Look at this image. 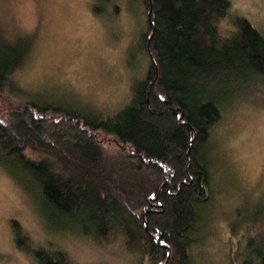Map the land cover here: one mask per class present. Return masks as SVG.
Segmentation results:
<instances>
[{
	"label": "trees",
	"instance_id": "16d2710c",
	"mask_svg": "<svg viewBox=\"0 0 264 264\" xmlns=\"http://www.w3.org/2000/svg\"><path fill=\"white\" fill-rule=\"evenodd\" d=\"M142 2L138 50L147 64L132 79L129 102L106 115L7 97L8 87L18 90L12 76L31 38L0 32V97L12 100L0 109V167L60 228L99 238L119 232L148 264H198L211 130L241 93L264 84V34L230 0ZM226 18L233 29L223 33ZM255 205L246 225L256 231L228 264H264V202ZM11 223L16 244L37 264H64L28 246Z\"/></svg>",
	"mask_w": 264,
	"mask_h": 264
},
{
	"label": "rangeland",
	"instance_id": "374dc122",
	"mask_svg": "<svg viewBox=\"0 0 264 264\" xmlns=\"http://www.w3.org/2000/svg\"><path fill=\"white\" fill-rule=\"evenodd\" d=\"M230 2L234 12L264 34V0ZM143 12L142 0H0L3 37L31 38L12 76L18 90L8 87L7 97L77 112L118 111L131 98L132 79L142 76L147 64L148 56L138 50L146 28ZM221 29H233L230 19L221 21ZM239 96L210 134V199L198 222L196 236L203 237L194 250L198 264H228L229 254L256 231L246 220L255 204L264 202V84ZM11 102L0 97V109L5 112ZM0 173V264H37L16 244L12 221L28 246L59 254L64 264H148L119 232L99 238L44 220L34 195L1 167ZM81 245L91 249V259L78 258Z\"/></svg>",
	"mask_w": 264,
	"mask_h": 264
},
{
	"label": "snow or ice",
	"instance_id": "6c2138e0",
	"mask_svg": "<svg viewBox=\"0 0 264 264\" xmlns=\"http://www.w3.org/2000/svg\"><path fill=\"white\" fill-rule=\"evenodd\" d=\"M41 2H50V0H41ZM25 3H29V4H35L37 3V0H25ZM3 184V175L2 173H0V185ZM33 227H35V225H33ZM77 251V255H78V258L80 259H84V260H87V259H91L92 256H91V249L88 247V246H79L77 247L76 249Z\"/></svg>",
	"mask_w": 264,
	"mask_h": 264
},
{
	"label": "water",
	"instance_id": "95a60500",
	"mask_svg": "<svg viewBox=\"0 0 264 264\" xmlns=\"http://www.w3.org/2000/svg\"><path fill=\"white\" fill-rule=\"evenodd\" d=\"M162 246H166V244H162Z\"/></svg>",
	"mask_w": 264,
	"mask_h": 264
}]
</instances>
